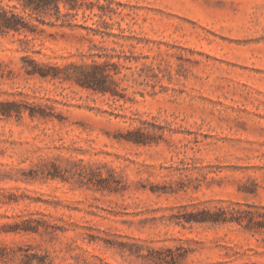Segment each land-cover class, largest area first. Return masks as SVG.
Segmentation results:
<instances>
[{"label": "rangeland", "instance_id": "374dc122", "mask_svg": "<svg viewBox=\"0 0 264 264\" xmlns=\"http://www.w3.org/2000/svg\"><path fill=\"white\" fill-rule=\"evenodd\" d=\"M99 2L0 32V264H264V0Z\"/></svg>", "mask_w": 264, "mask_h": 264}, {"label": "trees", "instance_id": "16d2710c", "mask_svg": "<svg viewBox=\"0 0 264 264\" xmlns=\"http://www.w3.org/2000/svg\"><path fill=\"white\" fill-rule=\"evenodd\" d=\"M12 1V0H8ZM12 6H4L2 5L3 0H0V32L8 31V30H16L19 31L22 28H29L28 26H34L33 24H29L25 20V17L21 13V11L28 12V15L34 16L35 19L41 23L45 22V18L47 16H54L55 20H61L62 24L67 26H73L72 20L77 15L78 11L81 10L84 17H86V10H89L92 15L98 17V20L94 22L97 24L96 27L84 26V28L97 32L99 29L100 18H102L104 13L103 5L99 2V0H14ZM107 1V0H106ZM20 8L21 11H18L17 8ZM94 7H97L101 10V13L93 12ZM64 9L65 12L61 10ZM105 23V22H103ZM80 69V73L74 75V80L81 86L92 89L94 91H99L104 93L109 91V87L107 86L106 80L110 76L106 73L100 66L99 63L93 62L90 66L80 65L78 66ZM44 75V73H41ZM6 112V111H4ZM33 115V113H31ZM204 214H208L209 217H202L197 220H210V221H224L226 220L223 217H217L212 213L205 212ZM14 227L10 226V229H3V232H20L28 231L31 227L22 226L19 227L17 224H13ZM2 232V231H1ZM10 258H8V253L6 251V246H4L0 242V260L2 262H7ZM37 259L38 264H50L47 261L45 256L37 255L33 252L24 253L21 257L22 264H31V262Z\"/></svg>", "mask_w": 264, "mask_h": 264}]
</instances>
